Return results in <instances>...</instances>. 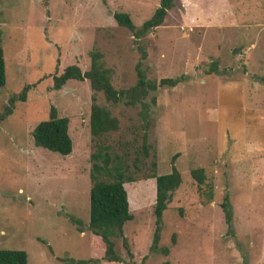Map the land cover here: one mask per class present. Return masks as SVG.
Segmentation results:
<instances>
[{"label":"rangeland","instance_id":"1","mask_svg":"<svg viewBox=\"0 0 264 264\" xmlns=\"http://www.w3.org/2000/svg\"><path fill=\"white\" fill-rule=\"evenodd\" d=\"M176 5L136 40L114 14H127L138 29L160 0H0V250L25 252L27 264L101 259L86 228L89 175L91 156L108 145L135 179L150 176L151 162L158 176L174 166L182 178L154 249V180L125 185L133 219L123 229L130 255L115 242L122 264H264V0ZM142 51L147 80H176L174 87L157 88L135 106L107 103L88 81L53 89L55 75L69 66L88 71L98 52L114 88L127 90ZM93 97L118 120L101 140L89 129ZM52 107L69 120L68 156L33 144L32 131ZM199 168L201 186L191 177Z\"/></svg>","mask_w":264,"mask_h":264},{"label":"trees","instance_id":"2","mask_svg":"<svg viewBox=\"0 0 264 264\" xmlns=\"http://www.w3.org/2000/svg\"><path fill=\"white\" fill-rule=\"evenodd\" d=\"M176 7V0H160V6L155 10L153 16L138 29L132 24L127 14L116 13L113 18L118 26L130 31L134 39L141 40L160 27L164 22L167 12ZM3 57L0 39V89L4 88L6 83ZM145 57L146 54L142 51L141 61L135 67L136 84L127 90H116L114 88L111 83L112 72L101 62L102 55L98 52L90 54V67L88 71L82 73L77 66H69L59 76L55 75L53 77V89L56 91L61 90L71 80L76 82L88 81L91 91L95 94H102L107 103L116 105L124 102L127 106H135L138 103H142L157 88L165 86L174 87L177 84L176 80L169 79L161 80L158 83L148 81L142 69V61L145 60ZM27 90V87L22 90L21 95L18 97L20 100H24ZM12 102H14L13 99H11L10 104ZM7 114H10L9 110ZM68 125L69 120L59 117L56 109L52 107L49 111L48 119L39 122L31 133L34 146L60 156H68L72 152ZM89 129L92 137L99 140L105 139L109 134L118 129V120L112 117L108 110L97 105L95 97L92 98L90 108ZM144 143L142 149L145 156H147V147ZM91 160L93 164L89 175L91 183L89 190V221L86 228L98 242V246L101 247L103 252L102 258L91 260L92 263L122 264L123 261L115 252V242L117 240H122L127 254L130 255L123 229L125 224L133 219V216L129 212L125 185L136 183L139 180H154L153 215L155 218V232L151 246L154 249L159 240L163 213L171 202L173 193L182 183L179 172L173 166L169 174L158 176L156 174V165L154 162H151L150 169L152 173L150 176L135 179L130 175L129 164L116 154L111 155V147L108 145L99 146L97 153L91 156ZM132 166L135 170L138 169L136 164ZM191 177L197 182L198 186L203 185L205 182L203 169L192 170ZM221 207L225 211V219L228 222L230 214L226 198ZM70 221L77 225V222L73 219H70ZM79 231L83 233L81 228H79ZM0 264H27V255L23 251L0 250Z\"/></svg>","mask_w":264,"mask_h":264}]
</instances>
